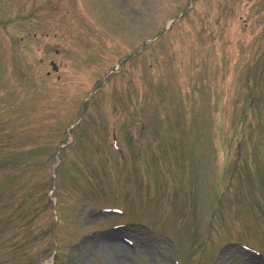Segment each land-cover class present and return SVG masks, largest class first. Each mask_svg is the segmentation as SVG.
<instances>
[{
  "label": "rangeland",
  "instance_id": "rangeland-1",
  "mask_svg": "<svg viewBox=\"0 0 264 264\" xmlns=\"http://www.w3.org/2000/svg\"><path fill=\"white\" fill-rule=\"evenodd\" d=\"M0 264H264V0H0Z\"/></svg>",
  "mask_w": 264,
  "mask_h": 264
},
{
  "label": "bare ground",
  "instance_id": "bare-ground-1",
  "mask_svg": "<svg viewBox=\"0 0 264 264\" xmlns=\"http://www.w3.org/2000/svg\"><path fill=\"white\" fill-rule=\"evenodd\" d=\"M110 241H112V240H110ZM110 241H109V243H110ZM108 249H109L110 251H117V252H118V251H121V250L128 251V248H127L125 245H122V244L119 243V242H115L114 239H113V242L110 243ZM128 252H129V251H128Z\"/></svg>",
  "mask_w": 264,
  "mask_h": 264
},
{
  "label": "trees",
  "instance_id": "trees-1",
  "mask_svg": "<svg viewBox=\"0 0 264 264\" xmlns=\"http://www.w3.org/2000/svg\"><path fill=\"white\" fill-rule=\"evenodd\" d=\"M53 234V229L51 230V235Z\"/></svg>",
  "mask_w": 264,
  "mask_h": 264
}]
</instances>
